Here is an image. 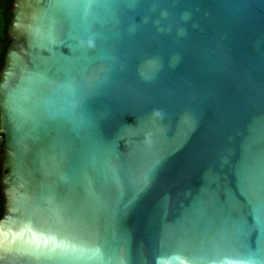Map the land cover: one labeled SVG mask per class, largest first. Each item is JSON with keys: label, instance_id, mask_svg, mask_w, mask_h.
Segmentation results:
<instances>
[{"label": "water", "instance_id": "95a60500", "mask_svg": "<svg viewBox=\"0 0 264 264\" xmlns=\"http://www.w3.org/2000/svg\"><path fill=\"white\" fill-rule=\"evenodd\" d=\"M0 264H264V0H14Z\"/></svg>", "mask_w": 264, "mask_h": 264}, {"label": "trees", "instance_id": "16d2710c", "mask_svg": "<svg viewBox=\"0 0 264 264\" xmlns=\"http://www.w3.org/2000/svg\"><path fill=\"white\" fill-rule=\"evenodd\" d=\"M14 0H0V71L2 70L6 53L9 47L8 29L11 23L12 13L11 8ZM4 144V135L0 133V156ZM1 176V163H0ZM4 213L3 193L0 185V218Z\"/></svg>", "mask_w": 264, "mask_h": 264}]
</instances>
